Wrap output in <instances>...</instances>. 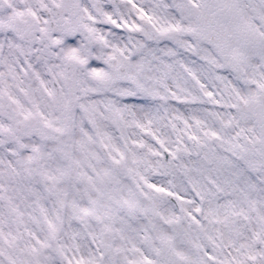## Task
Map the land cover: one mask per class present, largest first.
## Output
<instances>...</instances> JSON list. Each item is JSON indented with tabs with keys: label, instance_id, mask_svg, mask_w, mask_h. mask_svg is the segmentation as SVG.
Instances as JSON below:
<instances>
[{
	"label": "snow or ice",
	"instance_id": "1",
	"mask_svg": "<svg viewBox=\"0 0 264 264\" xmlns=\"http://www.w3.org/2000/svg\"><path fill=\"white\" fill-rule=\"evenodd\" d=\"M0 264H264V0H0Z\"/></svg>",
	"mask_w": 264,
	"mask_h": 264
}]
</instances>
